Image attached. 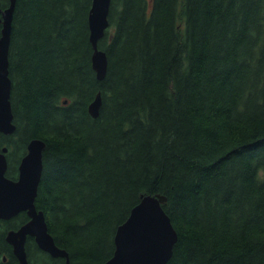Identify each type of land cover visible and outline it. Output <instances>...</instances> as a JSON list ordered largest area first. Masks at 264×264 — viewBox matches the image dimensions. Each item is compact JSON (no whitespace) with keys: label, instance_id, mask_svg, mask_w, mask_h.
I'll list each match as a JSON object with an SVG mask.
<instances>
[{"label":"trees","instance_id":"obj_1","mask_svg":"<svg viewBox=\"0 0 264 264\" xmlns=\"http://www.w3.org/2000/svg\"><path fill=\"white\" fill-rule=\"evenodd\" d=\"M91 5L16 0L6 175L18 178L32 138L46 142L35 204L70 264L108 260L147 194L167 196L178 232L167 264H264V0H112L104 79ZM29 219L0 218V264H19L6 234ZM26 250L30 264L68 259L33 236Z\"/></svg>","mask_w":264,"mask_h":264},{"label":"water","instance_id":"obj_2","mask_svg":"<svg viewBox=\"0 0 264 264\" xmlns=\"http://www.w3.org/2000/svg\"><path fill=\"white\" fill-rule=\"evenodd\" d=\"M112 0H92L89 12L90 41L93 46L92 64L99 79L107 74L108 57L99 40L109 27V12ZM16 0H11L5 9L0 7V20L3 22L0 37V131L11 133L15 130L14 113L11 103L12 80L9 75V50L12 33V20ZM67 101V100H65ZM102 105L99 91L89 104V112L98 117ZM46 142L38 137L28 143V151L19 164L17 179L6 175L8 161L7 146L0 149V218L9 219L26 210L30 219L18 228L7 231L6 240L12 244L19 264H30L26 250L28 235H33L43 250L53 256L67 257L68 252L59 247L48 224L43 210L35 204L43 172V150ZM163 194H147L132 208L128 218L121 223L115 233L114 254L103 264H167L172 256L178 232L171 217L165 211ZM32 228L30 231L29 228ZM2 250L0 248V258ZM7 259L6 255L2 256Z\"/></svg>","mask_w":264,"mask_h":264},{"label":"flooded vegetation","instance_id":"obj_3","mask_svg":"<svg viewBox=\"0 0 264 264\" xmlns=\"http://www.w3.org/2000/svg\"><path fill=\"white\" fill-rule=\"evenodd\" d=\"M29 236H33V235H28V237H29ZM33 237H34V236H33ZM34 238H35V237H34ZM27 239H28V238H27ZM35 241H36V239H35ZM26 242H27V241H26ZM36 242H37V241H36ZM37 244H38V243H37Z\"/></svg>","mask_w":264,"mask_h":264},{"label":"bare ground","instance_id":"obj_4","mask_svg":"<svg viewBox=\"0 0 264 264\" xmlns=\"http://www.w3.org/2000/svg\"><path fill=\"white\" fill-rule=\"evenodd\" d=\"M29 229H30V231L34 232L31 227Z\"/></svg>","mask_w":264,"mask_h":264}]
</instances>
